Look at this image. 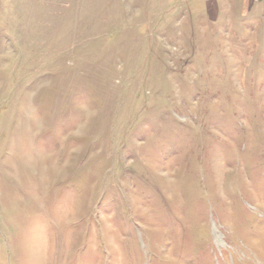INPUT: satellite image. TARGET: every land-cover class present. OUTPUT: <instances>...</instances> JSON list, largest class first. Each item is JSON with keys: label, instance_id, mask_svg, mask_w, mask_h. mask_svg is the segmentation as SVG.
<instances>
[{"label": "rangeland", "instance_id": "1", "mask_svg": "<svg viewBox=\"0 0 264 264\" xmlns=\"http://www.w3.org/2000/svg\"><path fill=\"white\" fill-rule=\"evenodd\" d=\"M0 264H264V0H0Z\"/></svg>", "mask_w": 264, "mask_h": 264}]
</instances>
